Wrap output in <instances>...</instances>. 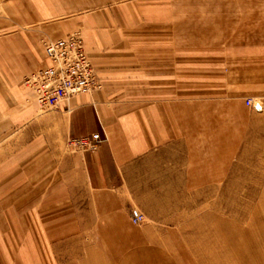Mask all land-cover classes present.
Here are the masks:
<instances>
[{
    "label": "rangeland",
    "instance_id": "1",
    "mask_svg": "<svg viewBox=\"0 0 264 264\" xmlns=\"http://www.w3.org/2000/svg\"><path fill=\"white\" fill-rule=\"evenodd\" d=\"M4 2L0 0V264H53L52 259L83 264L80 259L89 249L82 245L83 232L70 229L82 226L83 216L51 214L45 204L50 184L40 181L46 154L35 157L40 146L34 144V120L28 113L58 110L72 98L102 91V82L94 69L93 90L50 110L40 108L25 85L45 64L44 44L76 33L90 62L89 41L93 50L105 53L106 66L132 75L118 90L122 97L147 101L123 106L164 104L171 112L203 117V186L171 199L166 224L171 264H264V0H26L24 69H9L5 37L13 26ZM234 96L261 103L262 109L241 106ZM214 126L218 151L207 144ZM82 137L68 138L65 149L92 152L68 145ZM178 152L181 157L183 151ZM145 221L134 226L130 219V226L140 229ZM234 231L243 233L240 248L250 249V256L237 259Z\"/></svg>",
    "mask_w": 264,
    "mask_h": 264
},
{
    "label": "crops",
    "instance_id": "2",
    "mask_svg": "<svg viewBox=\"0 0 264 264\" xmlns=\"http://www.w3.org/2000/svg\"><path fill=\"white\" fill-rule=\"evenodd\" d=\"M4 3L13 26L5 37V55L12 65L9 69H24L26 0ZM91 45L89 41L88 53L102 91L72 98L58 110L28 113L34 120V144L40 146L35 157L46 154L41 167L44 179L40 181L50 184L45 204L51 214L83 216L82 226H70L72 231L83 232L82 245L89 248L80 259L83 264H171L166 255L171 199L185 197L180 193L187 191H201L203 186V117L198 112H171L164 104L157 108L123 106L147 101L141 96L135 100L122 97L123 91L118 90L129 84L125 80L132 75L106 66L105 53L93 50ZM234 97L241 106L255 112L262 109L261 103L252 101L250 108L248 99ZM214 127L210 130L216 138L210 132L207 144L209 150L218 151L219 130ZM92 134L103 139L94 151L73 154L65 149L68 138ZM178 151H183L181 157ZM185 151L189 152L187 156ZM131 209H137L146 219L140 229L130 226ZM52 261L58 264L60 260Z\"/></svg>",
    "mask_w": 264,
    "mask_h": 264
},
{
    "label": "built area",
    "instance_id": "3",
    "mask_svg": "<svg viewBox=\"0 0 264 264\" xmlns=\"http://www.w3.org/2000/svg\"><path fill=\"white\" fill-rule=\"evenodd\" d=\"M45 64L25 80L36 104L45 110L59 106L74 96L89 93L96 86L95 70L87 56L82 37L76 33L44 44ZM251 106V101L246 102ZM102 142L99 134L70 139L68 145L93 151ZM131 223L138 226L144 217L132 210Z\"/></svg>",
    "mask_w": 264,
    "mask_h": 264
},
{
    "label": "bare ground",
    "instance_id": "4",
    "mask_svg": "<svg viewBox=\"0 0 264 264\" xmlns=\"http://www.w3.org/2000/svg\"><path fill=\"white\" fill-rule=\"evenodd\" d=\"M65 102V101H64ZM257 220H258V224H262V222H261V220H259L258 218H257ZM256 221V220H255ZM257 223V222H256ZM234 240H233V242H234V254L237 256V259H242L241 257L243 256H250V249H245V246H243L242 247V249L240 248V241H242V237L241 236H243V233H238L237 231H234ZM239 236V237H238ZM227 239H228V237H227ZM232 242V243H233ZM252 244H254V243H252ZM249 245V244H248ZM253 247V246H252ZM242 262H243V260H242ZM245 262V261H244ZM252 262V261H251ZM236 263V262H235ZM253 263V262H252ZM247 264V263H246ZM261 264V263H260Z\"/></svg>",
    "mask_w": 264,
    "mask_h": 264
}]
</instances>
